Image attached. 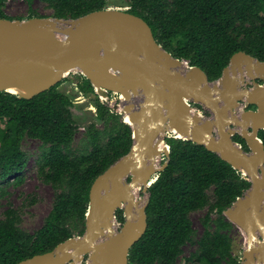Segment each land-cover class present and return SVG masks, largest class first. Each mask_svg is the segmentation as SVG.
Instances as JSON below:
<instances>
[{"label": "trees", "instance_id": "obj_1", "mask_svg": "<svg viewBox=\"0 0 264 264\" xmlns=\"http://www.w3.org/2000/svg\"><path fill=\"white\" fill-rule=\"evenodd\" d=\"M31 5L35 0H26ZM50 17L78 19L106 10L107 0H39ZM6 0H0V18ZM128 13L143 19L166 51L191 67L201 68L210 81L219 79L231 58L239 53L264 62V0H129ZM32 18H47L33 12ZM62 82L32 99L0 93V185L19 186L29 157L27 138L42 143L39 174L56 191L53 209L34 234L18 226L20 215L9 209L0 219V264L20 262L52 252L58 245L86 230L90 190L95 180L126 156L133 131L121 115L100 101L95 88L83 78L79 89L96 95L97 120L76 152L78 125L72 100L60 90ZM201 108L200 106H198ZM264 143V130L259 132ZM246 152V141L234 137ZM170 161L149 188L148 227L130 250L129 264H176L184 247L194 243L191 215L202 218L198 249L187 259L192 264H239L232 253L235 227L224 212L251 188L243 174L204 146L167 138ZM14 179L13 183H10ZM1 195L6 192L1 189ZM123 222V212H117Z\"/></svg>", "mask_w": 264, "mask_h": 264}, {"label": "water", "instance_id": "obj_2", "mask_svg": "<svg viewBox=\"0 0 264 264\" xmlns=\"http://www.w3.org/2000/svg\"><path fill=\"white\" fill-rule=\"evenodd\" d=\"M66 23L76 27L63 35L57 27ZM160 50L168 62L158 58ZM184 63L187 62L174 58L158 44L143 19L127 11L106 9L70 20L0 18V93L32 99L61 83L66 71H80L110 108L119 115L134 117L141 124L138 130L124 118V123L133 131L134 144L126 156L93 183L84 235L19 264H129L131 248L146 233V210L150 201L148 197L143 203L138 224L129 223L135 205L131 189L136 177L145 176L142 189L149 194V188L168 166L170 146L164 143L166 163L155 173L147 169L148 162L155 157L158 142H164L165 136L174 130L185 133L179 139L192 141L217 154L251 183V188L224 215L248 235L242 264H264V177L261 173L264 143L259 138V132L264 130V83H257L264 82V62L239 52L215 81H210L201 68L188 63L187 69L173 67ZM246 63L247 83L240 80ZM111 71L121 75L120 87L114 86ZM190 74L195 78L189 79ZM96 78L107 83L102 85ZM26 83L31 89L28 94L5 90ZM251 84L252 89L242 88ZM108 92L120 93L125 104L112 105ZM242 102L256 106L257 110L238 115ZM186 105L201 113L205 120L198 121L187 113ZM198 106L209 110L211 116H204ZM206 134L211 137L209 144L202 141ZM237 134L246 141L249 152L234 140ZM251 139L262 145L258 154L254 153ZM119 210L124 211L123 228L113 234L105 232V224L118 222ZM254 241L258 247L253 246Z\"/></svg>", "mask_w": 264, "mask_h": 264}, {"label": "rangeland", "instance_id": "obj_3", "mask_svg": "<svg viewBox=\"0 0 264 264\" xmlns=\"http://www.w3.org/2000/svg\"><path fill=\"white\" fill-rule=\"evenodd\" d=\"M107 2V9L124 12L129 9V0H107ZM32 11L41 16L50 17L52 15V11L39 0H35L31 5H29L26 0H6L5 2L4 12L12 20L27 21L33 16ZM83 78H85V76L80 71H72L66 78H64L60 86V90L72 100V112L79 128L74 142V149L76 152L82 148L85 133L91 124L96 123L98 127L102 129V123H99L97 120V109L95 107L97 94L87 95L80 89H76V86L83 81ZM260 82L261 83H257L260 85L264 83L263 81ZM253 87L254 85L251 84L242 88L252 89ZM108 96L114 106L120 105L122 107L125 104V99L121 98L122 95L120 93L108 92ZM98 98L101 102L107 103L106 99H101L99 96ZM248 107L251 106H248L246 102H242L237 111L238 115H241L243 111H248L250 109ZM198 110L201 111L204 116H211L210 111L207 109L201 108ZM250 110L254 111L252 109ZM121 116L123 119L125 118V114ZM167 138H176V135L174 133H168L164 138L165 145L167 144ZM42 148L43 146L40 141L27 138L23 143V149L27 153L29 160L26 169L22 174L23 182L19 186L11 185L6 187L5 185H0V219H4V213L9 209L16 211L20 215V223L18 227L29 234H34L45 224L47 217L53 209L56 194L54 188L50 184L45 183L39 174V159L42 154ZM161 159L160 167H163L166 163V157L164 154ZM13 182L14 179L10 181V183ZM1 189L5 190V196L1 195ZM139 195L140 200L143 201L141 202L142 206L144 202H147L149 194L144 193V190L142 189ZM122 212L123 222L118 219L117 215L118 222L117 220L115 221L116 230L122 228L125 223L124 211ZM206 213L207 211L205 210L195 212L191 215L197 234L194 243H189L184 247L183 254L176 264H190L187 262V259H189L198 249V241L204 232L201 220ZM230 235L232 238V253L234 257L242 263L247 239L246 234L239 227L235 226Z\"/></svg>", "mask_w": 264, "mask_h": 264}, {"label": "bare ground", "instance_id": "obj_4", "mask_svg": "<svg viewBox=\"0 0 264 264\" xmlns=\"http://www.w3.org/2000/svg\"><path fill=\"white\" fill-rule=\"evenodd\" d=\"M75 27H76L75 24L66 23L61 28L57 27V29L60 31L61 34L64 35V33L66 31H68L69 29H73ZM157 56H158V58L161 61L168 62L167 56L163 53V51L160 50L157 53ZM247 65H248L247 63L243 65V70H242L243 72L240 75V77L243 76L240 80H242V82L244 81L245 83L248 80V77H247ZM255 65H256V63L254 62L253 66L255 67ZM173 67H177L178 69H182L183 70V69L188 68V64L187 63H184L182 66L176 64ZM69 74H70V71H66L64 73V77H67ZM110 74L114 78V86H119L120 87L121 75L118 72H116V71H111ZM192 78H195V76L190 74L189 75V79H192ZM96 81H98L100 84L102 83V85H104V84L107 83V81H105L103 79H98L97 80V78H96ZM126 87H129V86H126ZM5 90H7V91H9L11 93H14V94H18V95L28 94L31 91L28 83L23 84V85H20V86L9 87V88H6ZM139 93H141V92L139 91ZM185 101H186V103H188L187 102L188 100H185ZM186 107H187L186 108L187 113L191 114L192 116H195L196 117V120H198V121L205 120L201 113L199 114L197 111L190 109V107L188 105H186ZM125 119H126V121L128 123L132 124L138 130L141 128V124L134 117H130L129 115H126ZM172 123L173 124L176 123L175 120H173ZM240 130L241 131H244L242 129H240ZM172 133H174L177 138H181V137H183L185 135V133H182L181 130H174ZM210 140H211V137L208 134H206V136L203 137V140L202 141H204L206 144H209L210 143ZM251 145L253 146V150H254V153L255 154H258L261 151L262 145L256 139H251ZM165 149H166V147L164 146V142H162V141L158 142V144H157V146L155 148V151H154L155 157L151 158L149 160V162H148V165H147L148 166L147 169H149V172L155 173V171H157L159 169V167H160V160H161L162 155L164 154V150ZM261 173H262V175L264 177V168H263V171H261ZM144 180H146L145 176L136 177L135 178V182L133 184V188L131 189V196H132V198L134 200L135 205H134V212H133L134 215L132 216V218L129 219V223H135L136 225L138 224L139 219L142 217V213H141V209H142L141 202H143V201L140 200L139 193L142 191V188H143L142 185L144 183ZM230 214H232V213L230 212ZM115 221L116 220H114L113 222H111V224H109V225L105 224V226L103 228L104 231L105 232H109L111 234L115 233L117 231L115 229ZM243 232L246 234V237H247L246 242H247L248 235H247V233L245 231H243ZM121 236L122 235H118V237H121ZM259 239H260V236H259ZM252 244H253L254 247H258L257 242L254 241Z\"/></svg>", "mask_w": 264, "mask_h": 264}, {"label": "flooded vegetation", "instance_id": "obj_5", "mask_svg": "<svg viewBox=\"0 0 264 264\" xmlns=\"http://www.w3.org/2000/svg\"><path fill=\"white\" fill-rule=\"evenodd\" d=\"M258 83H261V82L258 81ZM248 108H250V109H252V110H254V111L257 110V107H256V106H251V107H248ZM250 109H249V110H250ZM239 264H242V263L239 262Z\"/></svg>", "mask_w": 264, "mask_h": 264}, {"label": "built area", "instance_id": "obj_6", "mask_svg": "<svg viewBox=\"0 0 264 264\" xmlns=\"http://www.w3.org/2000/svg\"><path fill=\"white\" fill-rule=\"evenodd\" d=\"M76 89H77V90H79V87H78V86H76Z\"/></svg>", "mask_w": 264, "mask_h": 264}]
</instances>
